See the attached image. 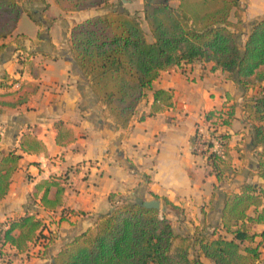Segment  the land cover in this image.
<instances>
[{
  "label": "crops",
  "instance_id": "1",
  "mask_svg": "<svg viewBox=\"0 0 264 264\" xmlns=\"http://www.w3.org/2000/svg\"><path fill=\"white\" fill-rule=\"evenodd\" d=\"M120 1L124 8H116L131 13L141 5L143 11V0ZM239 1L243 25L236 32L243 48L253 23L264 18V0ZM18 2L25 11L15 31L0 38V164L10 152L21 157L0 200V227L27 213L44 220L53 240L45 255L32 257L31 264H53L63 246L114 210L112 195L115 201L159 199L160 211L179 235L223 233L226 194L239 192L244 183H263L256 174L253 123L243 105L259 87L245 92L227 72L214 69L213 62L169 66L146 89L128 126L121 128L94 93L71 47L74 26L110 10L102 12L106 6H101L65 11L55 0ZM24 14L35 21L30 33L19 31ZM231 20L237 21L234 14ZM158 89L170 91L173 103L152 113ZM230 109L233 118L218 134L227 136L233 172L219 180L207 160L210 152L195 153L193 141L206 114ZM58 122L74 139L58 143ZM24 135L42 141L45 149L24 151ZM48 179L65 186L62 205L52 210L42 205V193L36 194L37 184ZM255 230L261 233L264 224ZM261 240L258 236L256 243ZM198 255L202 264H215L194 245L191 256ZM0 264H6L1 256Z\"/></svg>",
  "mask_w": 264,
  "mask_h": 264
},
{
  "label": "trees",
  "instance_id": "2",
  "mask_svg": "<svg viewBox=\"0 0 264 264\" xmlns=\"http://www.w3.org/2000/svg\"><path fill=\"white\" fill-rule=\"evenodd\" d=\"M111 1L55 0L65 11L107 6ZM174 1L178 4L173 5ZM24 11L18 0H0V38L15 31ZM143 13L153 41L148 40L137 15L119 8L89 18L72 29V50L90 78L94 93L117 125L126 128L146 89L163 69L196 61L213 62L214 69L227 72L228 78L245 92L259 87L258 93L246 97L243 105L253 123V146L258 156L256 174L263 183H244L239 192L226 194L223 233L215 231L212 236L179 235L165 213L144 207L143 201H125L109 215L100 217L94 228L63 246L53 264H202L199 255L191 256L194 245H199L200 253L215 264H264V230H255L257 224H264V18L253 23L242 48L236 32L243 25L239 0H143ZM232 14L236 22L231 20ZM172 98L170 91L156 90L152 113L171 106ZM212 115L209 112L207 117ZM233 115L234 110L230 109L224 120L226 125ZM56 127L58 143L74 139L73 132L62 122ZM217 137L223 154L210 152L207 160L222 180L224 173L233 172L232 158L227 136ZM21 146L26 152L45 149L42 141L30 135L23 136ZM20 157L10 152L0 164V200L7 195ZM64 192L65 186L55 179L36 186V194L42 193V205L49 210L62 205ZM114 198L112 195L113 203ZM9 222V227L0 231V254L1 245H10L18 254L27 252L44 228V220L37 213H27ZM258 236L262 240L256 243Z\"/></svg>",
  "mask_w": 264,
  "mask_h": 264
},
{
  "label": "rangeland",
  "instance_id": "3",
  "mask_svg": "<svg viewBox=\"0 0 264 264\" xmlns=\"http://www.w3.org/2000/svg\"><path fill=\"white\" fill-rule=\"evenodd\" d=\"M119 6L121 8H124L122 2L120 0H117L115 3H111L110 5L100 9V11L107 12V11H109L111 9H114L116 7H119ZM137 6H138V9H132L131 13L138 16V18L141 21L142 27L144 28V30H145V32L147 34L148 40L149 41H153L154 37H153V35H152L151 31H150L148 23L144 19V17H142V15H141L142 12H143L142 9H140L141 7H139L141 5H137ZM241 8L243 9V7H241ZM97 11H98V9L96 10V12ZM34 24H35V21L31 18V16H29L28 14H24L22 22H21V24L19 26V31L30 33L35 28ZM227 118H228L227 117V113L223 112V111H220V110L213 111V115L211 117H209V118L207 117V114L205 115V120L211 122L210 128L211 127L218 128V126L220 125V122H223ZM118 201H120V204L118 205V206H120L125 201H128V200L127 199H123V198H119ZM130 201H134V198L131 199ZM9 223H10L9 220L2 222L1 223V227H0V231L1 230L3 231L5 229H7L9 227ZM45 225H46V223L44 222V228L38 233V236L36 238H43V237H46V236L50 237V242L48 243V245H49L50 243H52L53 235H52V233L50 231H46ZM1 232H0V234H1ZM36 238H35L34 241H32L29 244V248H28L29 252L27 251V252H24L22 254L16 253L15 250L10 247V245H5V246L1 245V248H2L3 251H2V254H0V256H1L2 260H3V262H5L6 264H31V258L32 257H42L43 255H45V254L41 255L40 253L38 254L39 247L36 246V243H35ZM48 245H47V247H48ZM47 247H46V249H47ZM263 261H264V252H263ZM259 264H261V263H259Z\"/></svg>",
  "mask_w": 264,
  "mask_h": 264
},
{
  "label": "built area",
  "instance_id": "4",
  "mask_svg": "<svg viewBox=\"0 0 264 264\" xmlns=\"http://www.w3.org/2000/svg\"><path fill=\"white\" fill-rule=\"evenodd\" d=\"M226 124L223 122H220V125L218 128L211 127L210 121H205L203 126H200L198 128L197 134L193 141V151L197 154H204L207 152H216L217 154H223V145L221 143V140L219 137H217L219 128L222 126H225ZM210 144H213L210 146ZM120 204V201L115 202V206H118ZM50 242V237L46 236L43 238H36V246L39 247L38 254L41 255L45 254L46 247L48 243ZM29 252V251H28Z\"/></svg>",
  "mask_w": 264,
  "mask_h": 264
},
{
  "label": "water",
  "instance_id": "5",
  "mask_svg": "<svg viewBox=\"0 0 264 264\" xmlns=\"http://www.w3.org/2000/svg\"><path fill=\"white\" fill-rule=\"evenodd\" d=\"M123 1H127V0H123ZM142 205L144 207H147V208H153V209H158L160 210L161 207H160V200L159 199H149V200H144L142 202Z\"/></svg>",
  "mask_w": 264,
  "mask_h": 264
}]
</instances>
